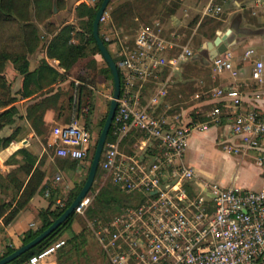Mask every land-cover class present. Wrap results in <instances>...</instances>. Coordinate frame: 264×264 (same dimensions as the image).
I'll return each mask as SVG.
<instances>
[{"label": "built area", "instance_id": "1", "mask_svg": "<svg viewBox=\"0 0 264 264\" xmlns=\"http://www.w3.org/2000/svg\"><path fill=\"white\" fill-rule=\"evenodd\" d=\"M219 11V6L205 9V13ZM108 17L105 9L100 24ZM113 53L121 73L120 94L110 127L112 139L104 144L98 176L117 187L124 202L108 218H94L90 226L108 264H264V184L251 190L204 181L197 193L190 195L185 189L195 178L194 168L183 161L187 137L193 130L222 124L218 105L205 118L180 126L156 113L168 93L172 72L181 71L182 64L193 57L192 49L163 36L161 21L156 19L151 25H141L133 39L120 43ZM253 54L252 48L244 53L245 57ZM211 65L214 74L237 75L229 51L213 58ZM263 74L264 60H256L251 77L261 84ZM150 79L158 80L159 86L143 98L140 89ZM210 93L213 98L227 99L236 110L230 129L240 143L226 142L223 148L235 154L256 149L255 163L264 169V150L259 148L264 113L253 106L259 95L248 100L235 88L221 87ZM132 133L141 135L140 143L125 151L121 141ZM46 144L58 157L84 160L94 140L87 128L73 120L54 126ZM59 180L56 175L45 197ZM95 194L88 193L74 213L84 215ZM55 205L63 208L65 196L57 197ZM66 240L59 237L21 264H42Z\"/></svg>", "mask_w": 264, "mask_h": 264}, {"label": "crops", "instance_id": "2", "mask_svg": "<svg viewBox=\"0 0 264 264\" xmlns=\"http://www.w3.org/2000/svg\"><path fill=\"white\" fill-rule=\"evenodd\" d=\"M174 1L176 0H161L160 3L154 5L155 9L160 7L158 10L161 15L168 16L167 19H158L161 20L162 31H167L170 34L167 38L181 44L182 35L177 29L183 25V19L179 14L183 13L181 9L184 10L183 17L189 16L190 19H194L192 25L191 22L189 24L195 30L200 24V19H195L196 14H199L202 9L205 11L209 5L212 7L219 6L222 14L218 19L221 20V24L215 29L214 34H221L226 28L232 27L233 35L229 40L234 39V44L228 51L232 54L233 64L237 70L236 76H233L229 71L214 74L212 69L206 70L204 75H198L202 87H206L209 93L204 98L203 104L200 103L195 106L201 105L199 110L202 108V112L195 110L188 114V118L184 113L176 115L179 117L182 114V121L185 123L194 119H203L216 104L223 116L221 125L211 126L205 131L193 130L188 135L183 161L186 165L194 168L195 178L189 180L187 184L193 186V193L198 192L199 185L204 181L214 182L224 187L257 190L264 184V169L255 163L257 150L250 149L245 154H235L223 148V144L226 142L234 145L240 143L237 137L231 135L230 129L232 117L236 110L229 106L227 99L213 98L210 92L214 87L235 88L248 100L257 94L259 98L254 101V109L260 114L264 113V74L261 84L251 77L254 62L264 60V0H177L174 7L176 12L173 10L175 13L166 12L165 14L166 9ZM215 35L207 38L212 39ZM49 38L50 35L46 36L44 40L42 37L39 48L30 55V70L35 69L39 61L45 58L50 66L59 72L63 71L58 65V60L46 56ZM250 48L254 50V54L245 57V51ZM206 53L207 51L200 52V49L197 52L193 51V57L182 64L189 62L192 65L189 68L190 72L187 73L190 74L189 76L197 77V70L194 66L196 61L204 69L211 65V62H204ZM195 55H198L200 59H193ZM4 75L10 84L14 100L8 105L0 107V174L3 177L1 184L5 183V176L14 171L17 172L18 177L27 180L29 175L23 173L19 167L24 165L26 161H30L34 163V167L39 165L44 171L41 185L45 187L42 191L38 190L34 193L27 205L19 211L10 223H3V217L9 209L0 212V254L7 247L20 246L24 233L30 229L35 230L41 225L38 211L49 207L50 200L49 197L44 196V191L56 175L60 176L56 187L58 189L57 197L65 196L66 198L69 192L75 193L79 190V186L87 177L90 167L88 159L75 160L56 156L46 141L42 143L40 140L41 137L46 139L54 126L70 123L72 108L69 109L67 106L68 97L71 93V76L65 80L54 81L41 91L24 96L22 94L23 76L13 68L11 63L6 66ZM33 86L34 82H31L29 87L32 88ZM41 92L43 93L41 94ZM147 97L149 98V96ZM42 100L45 101V109L39 119L40 121L34 126V113L30 107L35 102ZM11 106L14 107L12 112L1 115V112ZM36 129L41 131L42 135L38 134ZM11 134L14 135V138L8 145H4L2 139ZM259 148L264 150V138L260 139ZM208 163L215 166L218 174H213L212 171L205 168ZM95 180L96 182L106 181L105 179L102 180L101 176H97ZM11 198L12 189L7 186H0V204L8 202ZM54 206L56 205L54 204ZM71 228L74 232H78L74 221ZM51 257L49 256L42 264H56Z\"/></svg>", "mask_w": 264, "mask_h": 264}, {"label": "trees", "instance_id": "3", "mask_svg": "<svg viewBox=\"0 0 264 264\" xmlns=\"http://www.w3.org/2000/svg\"><path fill=\"white\" fill-rule=\"evenodd\" d=\"M176 1L173 3V5H175ZM58 2L59 0H0V107L8 105L14 100V97L11 94L10 84L4 75L5 68L9 63H11L13 68L23 76L22 94L27 96L33 92L43 90L44 87L50 85L54 81L67 79L70 76L71 69L74 67V65L86 56H92L93 64L96 63L95 57L97 55L102 57L92 33L95 14L101 5L102 0H98L92 9H90L85 4L74 6V16L78 19L77 23L80 25V28L74 25L75 22L62 21L61 23H58L48 15L49 13H53V9L55 7L54 5H56ZM121 8L122 7L116 9L114 13L117 25H122L127 20L134 22L132 15L126 10H121ZM170 10L173 12L174 9L171 8ZM37 21L42 22L43 30L48 32V35H50L46 47V56L48 58L58 60L59 67L63 69L62 72H59L50 66L45 58L39 61V64L35 69L30 70L29 68V57L39 48L41 41L40 35L42 29L37 24ZM133 31H135V29ZM214 35L215 34H212V36ZM100 37L108 48L107 41L101 34ZM73 38H77V42H73ZM132 39L133 38H131L130 41ZM119 76L121 78V73H119ZM31 82H34V86L32 88L29 87ZM42 93L43 92H41V94ZM44 102V100L37 101L30 107L34 113V126L40 121L39 119L43 114L45 109ZM71 102L72 96L69 95L67 106L69 109L72 107ZM75 108H80V101L77 103V105H75ZM13 110L14 107L11 106L1 112V115L12 112ZM36 132L42 135V132L38 129H36ZM13 138V134L3 138V144L8 145ZM111 139L112 137L110 128L107 140ZM123 141L124 140L121 141V144ZM91 159L92 157L89 160L90 163ZM19 169L27 176L29 175L27 180L18 177L17 172L14 171L8 173L4 178L6 180L5 183L1 184L3 177L0 174V186H7L12 189L11 200L8 202H2L0 204V212L9 209L7 214L3 217L4 224L10 223L19 213V211L25 205H27L34 193H36L38 190L42 191L45 187L41 185L44 177V171L39 165L34 167L33 162L26 161V163L21 165ZM97 176L98 170L95 179ZM85 180L86 178L81 182L79 190L83 186ZM92 188L93 185L91 190ZM79 190L75 193L69 192L65 198V206L59 210L58 206H54L55 198L58 195V189L52 190L49 196V207L38 211L41 225L35 230L30 229L25 232L21 238V243H27L39 233H41L44 229H46L69 206ZM91 193L92 191H89V194ZM114 199L121 202L124 198L121 193L108 196L104 192L98 191L96 192L92 201V203L95 202L98 205V210H93L91 208V204L85 213L89 218L94 219L101 217L96 212L102 211L103 206H106V208L110 209L112 206L109 202ZM52 206L54 207L52 208ZM91 212L94 215H91ZM74 215L75 213L68 217L62 224H60L53 232L41 240L37 245L7 264H21L31 255L40 252L48 245L56 241L65 232L68 233V238L65 244L51 256L58 252L59 257L66 252L78 250L80 244H84L86 242V232L84 229L78 232H74L72 230L71 226L74 221ZM106 218H108V216ZM65 246L69 247L65 248ZM15 248L17 247H7L0 254V258L11 253Z\"/></svg>", "mask_w": 264, "mask_h": 264}, {"label": "rangeland", "instance_id": "4", "mask_svg": "<svg viewBox=\"0 0 264 264\" xmlns=\"http://www.w3.org/2000/svg\"><path fill=\"white\" fill-rule=\"evenodd\" d=\"M97 2L98 0H59V2L54 5L55 7L53 9V13H49L48 15L58 23H61L62 21L75 22L74 25L80 28V25L77 23L78 19L74 16V6L79 4H85L88 6V4H90L92 9ZM160 2L161 0H110L106 8L109 17L100 24L99 30L100 34L107 41L108 49L110 50L113 58H115L113 51L120 45V43H125L128 40L130 41L141 25H151L156 19L168 18V16L160 14V11L158 10L160 7H157L156 9L154 8L155 3ZM173 3L166 9L165 14L166 12H171V8L174 9L177 2L175 5H173ZM120 7H122L121 10H126L132 15L134 22L127 20L124 24L117 25L114 13L116 9ZM181 11L184 13L183 9H181ZM183 13H179L183 19V25L177 28L178 32L182 35L180 43L182 45H188L192 51L197 52L201 48V44L204 41L212 40L214 38L208 39L207 37L212 36V34L215 33V29L220 27L221 20L218 18L221 17L222 11L217 13H205L204 9H202L199 14H196L197 17H195V19L197 20V18H199L200 24L195 30L191 27L194 19H190L189 16L183 17ZM189 22H191V25ZM37 24L42 29L40 36L41 38L43 37L44 40L46 36H48V32L43 30L41 21H37ZM134 29L135 31H133ZM162 34L165 37L170 35L167 31H162ZM72 41L77 42V38H73ZM95 58L96 63L93 64L92 56H86L85 58L79 60L70 72V76L72 78L70 81L72 109L69 122L73 120L77 121L79 125L87 128L93 135L94 145L86 158L88 160H90L93 156L95 145L103 126V121L109 109V101L113 94V81L109 68H107L106 62L100 55H97ZM191 66L192 65L187 62L182 65L181 71L172 72V80L168 84V93L156 108L159 115H163L166 120L172 121L176 126L185 124V122L182 121V114L179 117L176 116L177 114L184 113L188 118V114L193 113L195 110H199L201 105L199 107L195 106L200 103L203 104L202 102L204 98L209 95L206 87H202V83L199 82L198 75H204L206 70L209 71L212 69V65H209L207 69H204L200 63L196 61L194 66L196 67L195 70H197V77H191L189 76L190 74H187L190 72L189 68ZM164 77L165 76L162 78ZM181 84L182 86H179ZM158 86V80L150 79L140 89L141 96L143 98L145 96H150ZM79 101L80 108L76 109L75 105H77ZM199 111L201 113L202 108ZM140 139V134L132 133L129 137L124 139L121 147L125 151L136 149L134 145L139 144ZM40 140L42 143H45L46 141V139H43L42 137ZM51 148L55 154V149L53 147ZM205 168L212 171L213 174H218L215 170V166L211 163H208ZM185 189L190 195H192L194 190L193 186L187 184ZM90 191H92L91 194L102 191L108 196L120 193L117 187L113 186L109 180H106L105 182H96L95 180L93 188ZM109 203L112 206L110 209L103 206L102 211L96 212L102 218H106L115 211H118L122 205L120 201H116L115 199L111 200ZM91 208L97 211L98 205L93 202ZM91 215L94 214L91 212ZM92 222L93 218H89L86 213L84 215H74V224L78 231L84 229L86 232V242L84 244H80L78 250L66 252L59 257L58 252L54 254L51 258L54 259L56 264H108L105 255L91 232L92 230L90 226ZM60 237L68 238V233L65 232ZM68 247L65 246V248ZM45 260L42 263H44Z\"/></svg>", "mask_w": 264, "mask_h": 264}, {"label": "water", "instance_id": "5", "mask_svg": "<svg viewBox=\"0 0 264 264\" xmlns=\"http://www.w3.org/2000/svg\"><path fill=\"white\" fill-rule=\"evenodd\" d=\"M109 2L110 0H102L101 5L99 6L95 14L92 33L99 48V51L110 70L113 81V94L109 101V109L105 122L103 124V127L95 145L86 180L77 195L75 196V198L72 200L69 206L61 213L60 216H58L46 229H44L36 237L31 239L27 243L18 246L11 253L1 257L0 264H7L13 261L14 259L21 256L23 253L37 245L41 240L46 238L51 232H53L60 224H62L68 217H70L74 213L76 206L91 190V187L95 180V176L97 174L101 153L103 151L104 144L107 140V136L112 124V119L114 117V113L117 107V99L120 94V76L118 69L110 51L106 47L104 41L102 40L99 34L100 18L104 10L107 8ZM232 32V27H228L221 34H217L212 40H206L201 44L200 52L207 51V53L205 54V63H210L213 58L228 51V49L234 44V39L229 40L231 35H233ZM193 59H200V57L198 55H195Z\"/></svg>", "mask_w": 264, "mask_h": 264}, {"label": "flooded vegetation", "instance_id": "6", "mask_svg": "<svg viewBox=\"0 0 264 264\" xmlns=\"http://www.w3.org/2000/svg\"><path fill=\"white\" fill-rule=\"evenodd\" d=\"M123 202H124V199H122L121 203H123Z\"/></svg>", "mask_w": 264, "mask_h": 264}]
</instances>
